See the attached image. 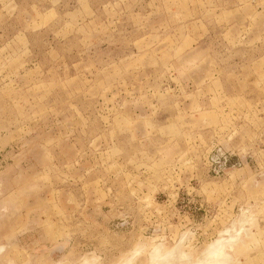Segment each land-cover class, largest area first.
Instances as JSON below:
<instances>
[{
    "label": "rangeland",
    "instance_id": "374dc122",
    "mask_svg": "<svg viewBox=\"0 0 264 264\" xmlns=\"http://www.w3.org/2000/svg\"><path fill=\"white\" fill-rule=\"evenodd\" d=\"M229 235L264 264V0H0V264Z\"/></svg>",
    "mask_w": 264,
    "mask_h": 264
},
{
    "label": "bare ground",
    "instance_id": "6f19581e",
    "mask_svg": "<svg viewBox=\"0 0 264 264\" xmlns=\"http://www.w3.org/2000/svg\"><path fill=\"white\" fill-rule=\"evenodd\" d=\"M232 229H230V231H231ZM229 231V230H228ZM228 233H230V232H228ZM224 234V233H223ZM238 235V234H237ZM237 235H235V236H237ZM235 236L234 237H231L230 235H229V237L230 238H225V237H221V238H218V240H215V242H213L212 244H210V246H208V248L207 249H205V253L202 255V259L200 260V263H198V264H212V262H213V260H214V257L213 256H215V255H217L221 250H225V252H227V248H226V244H227V242H228V240H230L231 238L233 239V238H235ZM236 240H237V242L240 240L238 237H236L235 238V240L234 241H231V244L229 245L230 247H232L233 246V244H235V243H233V242H236ZM226 248V249H225ZM159 249V248H158ZM176 251V250H175ZM179 251H181V250H179ZM172 252V251H171ZM134 253V252H133ZM179 253V252H178ZM180 253H182V252H180ZM138 254V253H137ZM177 255V254H176ZM182 255V254H181ZM185 255V254H184ZM183 255V256H184ZM134 256V257H133ZM132 257H133V259L136 257V255L134 254ZM158 256V255H157ZM162 256V255H161ZM182 256V257H183ZM187 256H188V254H187ZM126 257V256H125ZM125 257H124V259H125ZM132 257H130V258H132ZM164 257H165V255H164ZM174 257V256H173ZM96 257H86L85 259L86 260H84V261H82V264H95V262L94 261H92L93 259H95ZM128 258V257H127ZM179 258H181L180 256H179ZM185 258V256L183 257V260H185L184 259ZM178 259V258H177ZM187 259V258H186ZM95 260H97L98 261V259L96 258ZM128 260L131 262V264H132V259H129L128 258ZM127 260V261H128ZM96 261V262H97ZM125 261V262H124ZM124 261H122V262H124V263H122V264H125V263H127V264H130V263H128V262H126V259L124 260ZM180 261V260H179ZM187 261V260H186ZM188 262V261H187ZM197 263H195V264H197ZM97 264V263H96ZM189 264H190V262H189Z\"/></svg>",
    "mask_w": 264,
    "mask_h": 264
},
{
    "label": "clouds",
    "instance_id": "9594fccd",
    "mask_svg": "<svg viewBox=\"0 0 264 264\" xmlns=\"http://www.w3.org/2000/svg\"><path fill=\"white\" fill-rule=\"evenodd\" d=\"M7 251V246L0 244V254ZM233 248H231L230 254L221 250L217 255L213 256L214 260L212 264H237L235 258L231 255Z\"/></svg>",
    "mask_w": 264,
    "mask_h": 264
},
{
    "label": "built area",
    "instance_id": "2783aa9c",
    "mask_svg": "<svg viewBox=\"0 0 264 264\" xmlns=\"http://www.w3.org/2000/svg\"><path fill=\"white\" fill-rule=\"evenodd\" d=\"M220 151H221V156H222V159L220 160V158H218V159H214L213 158V160H214V162H215V164L217 165V167H218V169L216 170V173H219L220 171H221V167H222V162L225 160H227V157H226V154H225V152H223L221 149H220ZM224 158V159H223ZM227 162V161H226Z\"/></svg>",
    "mask_w": 264,
    "mask_h": 264
}]
</instances>
